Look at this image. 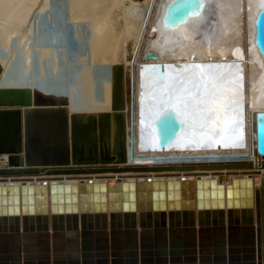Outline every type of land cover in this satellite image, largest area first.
<instances>
[{"label":"water","instance_id":"obj_1","mask_svg":"<svg viewBox=\"0 0 264 264\" xmlns=\"http://www.w3.org/2000/svg\"><path fill=\"white\" fill-rule=\"evenodd\" d=\"M213 10V0H165L153 39H183L187 28L199 36ZM252 23L264 64V0ZM141 56L159 77L178 62H157L159 52L152 48ZM185 57L178 65L216 62L212 56ZM220 57L223 62L226 56ZM111 77L109 140L100 143L93 122L91 139L79 127L89 112L77 119L66 101L38 105L27 89L0 85V93L23 92L16 101L0 100V154H7L0 167V264H263L262 199L253 175L264 169V108L255 111L252 152L261 155L258 164H126L123 67ZM167 78L156 86L158 93H148L155 107L145 123L158 149H167L179 132L195 130L219 137V145L222 121L212 112L223 111L217 99L208 103L201 86L175 87ZM46 112L62 113V139L49 141L40 128H31L30 115ZM220 174L229 180L219 181Z\"/></svg>","mask_w":264,"mask_h":264},{"label":"bare ground","instance_id":"obj_2","mask_svg":"<svg viewBox=\"0 0 264 264\" xmlns=\"http://www.w3.org/2000/svg\"><path fill=\"white\" fill-rule=\"evenodd\" d=\"M31 1L33 0H0V15L3 16L0 20V85L27 89L31 92L32 103L38 105L66 101L69 114L77 119L80 118V113L89 112L90 118L83 120L79 127L83 129L84 137L91 139L89 126L93 122L100 143L102 139H106L103 136V113L109 116L111 112V105H108L107 100L112 101L113 82L111 80L110 85H106V77L111 70L102 62L104 56H100L99 51L104 39L99 35L104 32L105 19L102 14H98L95 15L97 22L94 20L90 23L85 22L88 17L87 4L91 6L97 0H46L33 21L28 22L25 32L21 33V26L26 21ZM164 1L150 0L147 9L145 8V14L141 2L132 0L134 4L129 7L136 10L132 23H139L142 27L136 32L134 39L131 54L133 59L130 57L125 63L132 79L133 120L132 135L130 134L128 139L129 142L132 141V145L128 144L129 154L136 155V159L140 157L141 160H153V156L159 154H178V158L171 160L179 161H209L212 154L223 152H228L232 154L231 156L236 155L237 158L248 157L254 148L255 111L264 108V64L252 40V18L262 0L241 1L244 8L242 20L247 21V27L243 29L238 31L225 29L228 23L234 22L232 11L237 9L239 0H213L214 16L207 27L203 28L201 36H196L198 30L187 28L183 39L157 44L153 39L155 20ZM74 4L80 5L85 12L79 15L72 13ZM68 18H71V22ZM99 24L104 26L101 27ZM91 25L98 27L93 34L94 40L87 39L84 36L86 32L79 31ZM127 38L124 34V41ZM145 48L159 52L157 62L170 61L172 58L174 60L176 58L175 62H178L174 63L175 65H166L167 75L159 77L155 73L157 72L155 66L151 65V60L143 59L141 56ZM221 54L226 56L223 62ZM184 55L194 56V60L212 56L211 59L216 62L178 65L179 61L186 62L187 58ZM179 56L183 58H178ZM8 60H10L8 65L3 69ZM30 63H33L34 87L25 83L30 78L28 71ZM257 68L260 73L256 75ZM167 76L169 77L167 82L175 87L184 86V83L198 88L201 86V93L206 96L208 103H211V99H217L216 103L224 111L215 113L212 110L216 118L222 121L220 125L218 124L221 131L218 135L221 138L219 145L215 143L219 137L195 130L189 131L190 133L179 132L170 140L165 149L167 152L157 151L160 149L145 123L150 110L155 107L148 93L150 90L158 93L155 90L156 86L165 84ZM97 83L100 90L99 103L95 94ZM90 92L94 94L91 96ZM107 92L109 94L106 96ZM21 94L22 90L1 92L0 100L16 101ZM206 102L203 103L207 105ZM95 112H100L99 118ZM30 119L31 128H40L45 139L49 141L62 139L61 112L32 113ZM108 142L111 145L113 143L112 140Z\"/></svg>","mask_w":264,"mask_h":264},{"label":"rangeland","instance_id":"obj_3","mask_svg":"<svg viewBox=\"0 0 264 264\" xmlns=\"http://www.w3.org/2000/svg\"><path fill=\"white\" fill-rule=\"evenodd\" d=\"M45 1L46 0H33V1L29 2V4L31 6L27 12L28 15L26 17V21L21 26V30H22L21 33L25 32L26 27L28 25V22L30 23L31 21H33L34 17L36 16V13L38 12V10L41 8L42 4ZM131 1L132 0H97L93 3V5L91 4V6L87 4L86 14H88V17L85 21L87 23H90V21H93V20L95 22H97L96 18L98 16V14H102L103 18L105 19V26H104V24H101V25L99 24L101 27L104 26L103 27L104 36H103L102 32L99 35L100 38H104L102 41L103 42L102 48L99 51H100V56H104V58H102V62L104 63V65H106L111 70L110 74H112L115 70H117V68L119 66L123 67L124 85H125V108H124L125 124H126L127 119L129 121L131 99H132V92H131V90H132V88H131L132 87L131 86L132 81L131 80L132 79H131L130 73L128 72L127 65L125 63H127V60L130 57H132L131 54H132V48H133V43H134V39L136 36V32L142 28L139 26V23H136V24L132 23L133 19L135 18L136 10H135V8L134 9L129 8L131 6V4L133 3ZM149 1L150 0H135V2H141L142 3L144 14L146 12L145 8L147 9ZM241 1L242 0L238 1L237 9L235 11H232V13H234L233 15L231 14L233 16V19H234L233 24L228 23V25H226L225 29H231V30L238 31L241 28L243 29L244 27H247V21L242 20V15H243L242 12L244 11V8H243V2H241ZM245 2H246V0H245ZM75 3H77V2H75ZM74 5H75V7H74ZM74 5H73L74 8L71 9L72 13H77L79 15V14H81V12H85L84 9L80 5H78V4H74ZM245 5L247 6L246 3H245ZM95 15H97V16H95ZM2 19H3V16L0 17V20H2ZM68 21L71 22V18H68ZM144 21H145V19H144ZM97 30H98V27L91 25V27L88 26L86 29L84 28V30L81 29L79 31H81L82 33L86 32V33H84V36L87 39L90 38L91 40H94L93 34ZM124 34H126L128 37L126 41H124ZM232 35L235 36V38L237 40L239 39V37H237L235 34H232ZM244 39H245V37H244ZM88 49H89V47H88ZM124 56H125V59H124ZM9 61L10 60H8L6 62V64L3 66V69H5L4 67H6L8 65ZM32 64L33 63H30V69L28 70L30 73V78H28L25 81V83L31 84V86L34 87L35 81L33 80L34 71H33ZM257 73H260L258 68L256 69V75H257ZM110 74H108L106 77V80H107L106 85H110V81L112 80V77ZM39 87L41 88L40 85H39ZM101 93H102V89H101ZM93 94H94L93 92H90L91 96ZM95 94H96L97 102L99 103L100 90H99L98 83H97V91L95 92ZM108 94L109 93L107 92L106 96ZM111 102L112 101H110V99L107 100L108 105H111ZM259 106H260V104H258V107ZM95 113L98 114L97 118H99L100 112H95ZM107 115H108L107 113H105V114L103 113V118H104L103 136H104V138H106V140H109L108 135L110 133V130H109L108 124L110 122L109 121L110 118ZM98 126H99V122H98ZM125 130H126V128H125ZM98 131H99V127H98ZM263 175H264V169H263ZM217 177L219 178V181H223V182L228 181V177L226 176V174H224L223 176L218 175ZM256 182L257 183L255 185H256V187H258L260 189L261 199L263 200L261 211H262V222H263V250H264V191H263L264 177L262 179H260V176H259L256 179Z\"/></svg>","mask_w":264,"mask_h":264},{"label":"built area","instance_id":"obj_4","mask_svg":"<svg viewBox=\"0 0 264 264\" xmlns=\"http://www.w3.org/2000/svg\"><path fill=\"white\" fill-rule=\"evenodd\" d=\"M132 115H133V111H132V104H131V107H130V115H129V121L127 119L126 121V161L125 163L126 164H166V163H182V162H191V163H197V162H224V161H232V160H252L253 163H257L259 162L260 160V157L261 155H256L254 156L255 154H253V152H251V156L249 155L248 157L245 156L244 158H237L238 156L234 155V156H231L228 152H223V153H220V154H212V158L209 160V161H184V160H171L173 158H178L179 155L178 154H170V155H166V154H159V155H154L153 156V160H148V159H144V160H141L139 159L140 157H138L136 159V155H131L129 154V149H128V144L129 145H132V141L130 140L129 142V136L130 134L132 135ZM139 151H144V150H139ZM151 151H155L156 150H151ZM159 153H162V152H167L168 150H165V149H160V150H157ZM252 151V150H251ZM135 154V153H133ZM146 156V155H145ZM143 157V156H141ZM148 157V156H147ZM7 163V154L6 153H3V154H0V167L2 166H5ZM256 175L259 177L260 176V179H262L264 177L263 175V170L260 172V173H257L255 175H253V178H254V183L256 184ZM263 191H264V188H263ZM263 258H264V251H263ZM263 264H264V259H263Z\"/></svg>","mask_w":264,"mask_h":264},{"label":"crops","instance_id":"obj_5","mask_svg":"<svg viewBox=\"0 0 264 264\" xmlns=\"http://www.w3.org/2000/svg\"><path fill=\"white\" fill-rule=\"evenodd\" d=\"M132 2V1H131ZM95 175V174H94ZM221 176H223L224 174H220ZM62 176H65V175H62ZM226 176L228 177V180H229V175L228 174H226ZM65 178V177H64ZM114 179L115 178H112V179H108L107 180V183L108 184H113V181H114ZM219 179V178H218ZM77 180H78V178H77ZM180 189H181V187H180ZM262 202H263V200H262ZM65 238H66V236H65ZM153 241V240H152ZM33 242H34V244H35V246H39V238L37 237V236H35V240H33ZM94 242H96V240H94ZM60 245L62 246V249L63 250H66V247L64 248V246H66L67 245V242L64 240L62 243H60Z\"/></svg>","mask_w":264,"mask_h":264}]
</instances>
